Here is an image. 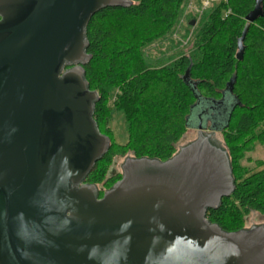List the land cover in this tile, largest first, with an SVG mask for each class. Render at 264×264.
Wrapping results in <instances>:
<instances>
[{
  "label": "water",
  "instance_id": "95a60500",
  "mask_svg": "<svg viewBox=\"0 0 264 264\" xmlns=\"http://www.w3.org/2000/svg\"><path fill=\"white\" fill-rule=\"evenodd\" d=\"M132 3L0 0V264H264V225L226 231L207 217L235 178L202 123L171 158L128 157L106 190L86 181L111 146L85 78L87 26Z\"/></svg>",
  "mask_w": 264,
  "mask_h": 264
},
{
  "label": "trees",
  "instance_id": "16d2710c",
  "mask_svg": "<svg viewBox=\"0 0 264 264\" xmlns=\"http://www.w3.org/2000/svg\"><path fill=\"white\" fill-rule=\"evenodd\" d=\"M184 1L132 0L128 7H107L92 16L87 26V52L92 57L85 78L100 95L94 118L111 146L86 181L111 188L121 174L112 176L109 167L115 156L129 151L138 158H171L186 131L198 128L199 115L203 113L206 126L212 112V127L226 139L235 190L217 209H209L207 217L226 231H236L245 227L251 211L264 215V168L253 171L241 164L254 144H264V0L262 16L250 24L245 37L243 60L236 58L237 42L256 0L215 2L200 19L193 51L155 64L145 49L169 37ZM117 15L121 21H110ZM226 106L229 110L223 114ZM114 107L126 116V144L112 138L109 121Z\"/></svg>",
  "mask_w": 264,
  "mask_h": 264
},
{
  "label": "rangeland",
  "instance_id": "374dc122",
  "mask_svg": "<svg viewBox=\"0 0 264 264\" xmlns=\"http://www.w3.org/2000/svg\"><path fill=\"white\" fill-rule=\"evenodd\" d=\"M182 9V14L179 16L176 24L173 26L169 37L161 41H156L145 49L147 58L151 61H154L155 64L157 61L162 59L163 61L171 62L172 59H177L180 54H190L193 51L192 45L195 31L198 28L200 19L205 12V10H203V0H185L182 4ZM121 18V16L117 15L111 18L110 21H121ZM192 21L195 22L194 25H191ZM117 92L118 90L116 89L114 94ZM113 100L114 98H112L110 101L111 104H113ZM233 102V98L229 99L228 107H230ZM109 126L113 132V141L117 142L118 144H126L128 142L129 133L126 116L121 110H118L115 107L112 109ZM197 137L198 131L196 129H188L178 142L177 151L181 146L188 144ZM212 139L218 145L227 150L228 147L224 133L217 131L213 135ZM128 157H134V153L129 151L124 156H115L114 160L117 161V165L112 163L109 167V172L112 170V168H114V170L117 172L116 175L119 173L122 174L121 165ZM262 162H264V144L258 142L246 152L244 158L241 160V164L243 166H246L249 170L253 171L262 170L264 168V165H260ZM97 185H102L105 189H108L103 184ZM246 218H248V224H246V227L253 225H264V215L257 211H251V213L247 215Z\"/></svg>",
  "mask_w": 264,
  "mask_h": 264
},
{
  "label": "flooded vegetation",
  "instance_id": "af4514ba",
  "mask_svg": "<svg viewBox=\"0 0 264 264\" xmlns=\"http://www.w3.org/2000/svg\"><path fill=\"white\" fill-rule=\"evenodd\" d=\"M204 112L205 113H209V110H204ZM210 120L211 121H209V125H206V126H204L203 127V130H204V132L205 133H213V135L217 132L216 130H213V129H211L212 128V126H214L215 125V123H214V121H213V119H215L214 118V114L212 113V112H210ZM199 118H200V123H203V113H201L200 115H199ZM192 129H196L197 131H198V128H192ZM220 132V131H219ZM114 162H117V161H115L114 160ZM113 162V163H114ZM116 171L114 170V168H112V170L110 171V174L112 175V176H115L116 175ZM98 186H100V187H102L104 190H106L105 188H104V186H102V185H98ZM102 193H103V191H101ZM246 224H248V221H246ZM245 227H246V225H245Z\"/></svg>",
  "mask_w": 264,
  "mask_h": 264
},
{
  "label": "built area",
  "instance_id": "2783aa9c",
  "mask_svg": "<svg viewBox=\"0 0 264 264\" xmlns=\"http://www.w3.org/2000/svg\"><path fill=\"white\" fill-rule=\"evenodd\" d=\"M217 1L219 0H203V10L208 9L210 6H212Z\"/></svg>",
  "mask_w": 264,
  "mask_h": 264
}]
</instances>
